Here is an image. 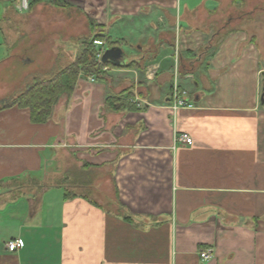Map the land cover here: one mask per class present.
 Instances as JSON below:
<instances>
[{
  "label": "crops",
  "instance_id": "1",
  "mask_svg": "<svg viewBox=\"0 0 264 264\" xmlns=\"http://www.w3.org/2000/svg\"><path fill=\"white\" fill-rule=\"evenodd\" d=\"M234 1L0 0V264H264V60ZM95 31L121 65L46 122L3 106ZM128 93L138 109L105 107Z\"/></svg>",
  "mask_w": 264,
  "mask_h": 264
},
{
  "label": "trees",
  "instance_id": "2",
  "mask_svg": "<svg viewBox=\"0 0 264 264\" xmlns=\"http://www.w3.org/2000/svg\"><path fill=\"white\" fill-rule=\"evenodd\" d=\"M95 27L100 25L94 24ZM93 40H103L106 47L116 46L109 36L101 31L91 32L89 35L79 39L80 52L64 68L58 70L49 78L36 80L29 84L19 95L11 99L9 105L25 107L29 110L30 120L34 123L46 122L52 112L53 107L58 103L60 98L68 96L73 91L77 82L78 75L82 72L86 75H92L97 79L104 78L102 68L104 66L115 67V65L97 61V47ZM133 63L124 65L132 67ZM123 67V66H122ZM105 107L112 111H133L138 107L131 102L129 93L125 96H109L105 99ZM125 221L130 222V217L125 216Z\"/></svg>",
  "mask_w": 264,
  "mask_h": 264
},
{
  "label": "rangeland",
  "instance_id": "3",
  "mask_svg": "<svg viewBox=\"0 0 264 264\" xmlns=\"http://www.w3.org/2000/svg\"><path fill=\"white\" fill-rule=\"evenodd\" d=\"M230 9L231 13H234L233 15L235 16H247L246 18L244 17V20H246V22L244 21V23H234V27L239 26L248 28L249 38L257 44L260 50L261 60H264V0H241L240 3L234 1ZM240 21H243V19L241 18ZM86 35L87 34L85 33L81 34L82 37ZM263 81L264 74L261 78L262 87H264ZM7 100L8 99L3 100L2 102L5 103L7 102Z\"/></svg>",
  "mask_w": 264,
  "mask_h": 264
},
{
  "label": "built area",
  "instance_id": "4",
  "mask_svg": "<svg viewBox=\"0 0 264 264\" xmlns=\"http://www.w3.org/2000/svg\"><path fill=\"white\" fill-rule=\"evenodd\" d=\"M93 43L96 45L97 49V61H100L101 55L105 49V42L103 40H93ZM171 108H193V103L187 100V91L184 89H179L177 87L173 88L171 94ZM177 142H182L187 145L192 144V138L185 133H181L177 137ZM5 249L9 252H14L17 249L22 247V241L18 238L8 240L5 243ZM201 260L205 261L211 258L212 253L209 249H203L199 252Z\"/></svg>",
  "mask_w": 264,
  "mask_h": 264
},
{
  "label": "water",
  "instance_id": "5",
  "mask_svg": "<svg viewBox=\"0 0 264 264\" xmlns=\"http://www.w3.org/2000/svg\"><path fill=\"white\" fill-rule=\"evenodd\" d=\"M123 53L121 49L117 46L106 47L101 55L100 61L104 64L110 63L115 66L121 65ZM264 83V81H263ZM263 92L261 93V103L264 104V87H262Z\"/></svg>",
  "mask_w": 264,
  "mask_h": 264
}]
</instances>
